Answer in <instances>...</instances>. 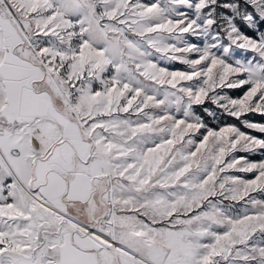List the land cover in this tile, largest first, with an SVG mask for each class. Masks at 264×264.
<instances>
[{
	"label": "snow or ice",
	"instance_id": "obj_1",
	"mask_svg": "<svg viewBox=\"0 0 264 264\" xmlns=\"http://www.w3.org/2000/svg\"><path fill=\"white\" fill-rule=\"evenodd\" d=\"M0 264H264V0H0Z\"/></svg>",
	"mask_w": 264,
	"mask_h": 264
},
{
	"label": "rangeland",
	"instance_id": "obj_2",
	"mask_svg": "<svg viewBox=\"0 0 264 264\" xmlns=\"http://www.w3.org/2000/svg\"><path fill=\"white\" fill-rule=\"evenodd\" d=\"M257 117H255L254 119H256ZM250 158L252 159H258L259 157L258 156H250Z\"/></svg>",
	"mask_w": 264,
	"mask_h": 264
},
{
	"label": "trees",
	"instance_id": "obj_3",
	"mask_svg": "<svg viewBox=\"0 0 264 264\" xmlns=\"http://www.w3.org/2000/svg\"><path fill=\"white\" fill-rule=\"evenodd\" d=\"M259 119H260L259 117L256 118V120H259Z\"/></svg>",
	"mask_w": 264,
	"mask_h": 264
}]
</instances>
